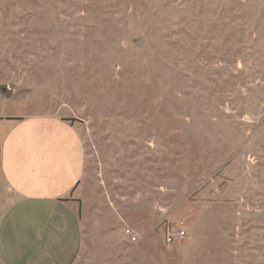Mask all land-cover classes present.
Returning a JSON list of instances; mask_svg holds the SVG:
<instances>
[{"label":"rangeland","instance_id":"obj_1","mask_svg":"<svg viewBox=\"0 0 264 264\" xmlns=\"http://www.w3.org/2000/svg\"><path fill=\"white\" fill-rule=\"evenodd\" d=\"M1 114L77 130L76 264H264V0H0Z\"/></svg>","mask_w":264,"mask_h":264},{"label":"crops","instance_id":"obj_2","mask_svg":"<svg viewBox=\"0 0 264 264\" xmlns=\"http://www.w3.org/2000/svg\"><path fill=\"white\" fill-rule=\"evenodd\" d=\"M84 170L77 130L56 115H0V215L4 264H76L84 229L66 198ZM8 204V202H7Z\"/></svg>","mask_w":264,"mask_h":264},{"label":"built area","instance_id":"obj_3","mask_svg":"<svg viewBox=\"0 0 264 264\" xmlns=\"http://www.w3.org/2000/svg\"><path fill=\"white\" fill-rule=\"evenodd\" d=\"M126 233H127L128 237L130 238V241L132 243H138L140 241L139 235L137 233H135L134 230L127 229ZM185 236H186V232L184 230L176 231V232L169 231L167 234V241L170 243V242L177 240V239H179V240L183 239Z\"/></svg>","mask_w":264,"mask_h":264}]
</instances>
